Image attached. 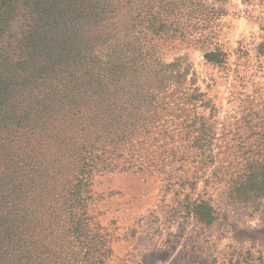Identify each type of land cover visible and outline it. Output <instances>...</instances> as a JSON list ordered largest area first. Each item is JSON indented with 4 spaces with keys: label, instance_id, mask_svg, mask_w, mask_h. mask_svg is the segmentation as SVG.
Instances as JSON below:
<instances>
[{
    "label": "rangeland",
    "instance_id": "1",
    "mask_svg": "<svg viewBox=\"0 0 264 264\" xmlns=\"http://www.w3.org/2000/svg\"><path fill=\"white\" fill-rule=\"evenodd\" d=\"M22 1L36 11L35 54L44 45L54 59L77 45L103 57L101 45L69 39L108 24L103 1ZM207 4L221 8L209 44L191 27L187 37L143 34L120 55L115 87L78 90L60 111L72 120L50 123L52 173L34 209L45 219L37 228L63 234L45 264H264V201L240 203L212 175L215 154L262 143L264 0ZM214 49L223 55L210 60ZM186 194L210 199L215 221L192 215Z\"/></svg>",
    "mask_w": 264,
    "mask_h": 264
},
{
    "label": "trees",
    "instance_id": "2",
    "mask_svg": "<svg viewBox=\"0 0 264 264\" xmlns=\"http://www.w3.org/2000/svg\"><path fill=\"white\" fill-rule=\"evenodd\" d=\"M101 1L109 6L108 24L102 28L103 24L96 27L93 23L86 30L72 32L69 39L80 45L90 41L96 50L101 45L103 57L94 52L87 57L74 45L53 59L44 45L38 54L33 52L36 11L25 7L22 0H0V264H45L53 250L49 242L63 234L46 226L37 228L45 219L38 217L34 204L40 186L52 173L48 143L58 133L51 131L50 123L72 120L67 118L71 114L60 111L71 103L74 93L115 87L122 73L118 68L123 50L134 46L143 34L149 37L150 31L187 37L186 29L191 27L189 32L205 34L209 44L205 30L221 12L207 0ZM218 54L223 52L214 49L207 57L213 60ZM100 94L92 92V96ZM246 140L238 139L240 143ZM257 140L262 143L251 149L228 146L215 154L213 162L221 161V165L212 174L216 182L226 184L232 199L254 207L264 201V136ZM199 197L192 200L186 194L187 208L198 220L210 224L216 219L214 207L210 199Z\"/></svg>",
    "mask_w": 264,
    "mask_h": 264
}]
</instances>
